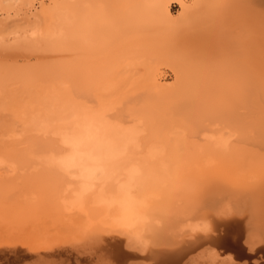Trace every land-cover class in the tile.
Here are the masks:
<instances>
[{
  "label": "rangeland",
  "instance_id": "obj_1",
  "mask_svg": "<svg viewBox=\"0 0 264 264\" xmlns=\"http://www.w3.org/2000/svg\"><path fill=\"white\" fill-rule=\"evenodd\" d=\"M30 2L0 3V264L264 260V0Z\"/></svg>",
  "mask_w": 264,
  "mask_h": 264
},
{
  "label": "bare ground",
  "instance_id": "obj_2",
  "mask_svg": "<svg viewBox=\"0 0 264 264\" xmlns=\"http://www.w3.org/2000/svg\"><path fill=\"white\" fill-rule=\"evenodd\" d=\"M178 1H179V5H181V8H182L183 13L185 12V14H186L187 11L190 10L189 7H191V6H188L187 4H184V2H183L182 0H177V2H178ZM1 2H3V4H4V2H7V5H8V3L11 4V5H12V4L14 5V3H15V5H14L15 7H17V6H16V3H17V4L20 5L21 9H22V7H23V6H21V5H23V4H24V6H25V4H26V6H27V4H28V5H29V6H28L29 8H30V5H31L30 0H0V3H1ZM33 2H34V1H33ZM206 2H207V0H206ZM29 3H30V4H29ZM192 3H194V4L192 5V7L195 6L194 9H195V8H196V9H197V8L200 9V6H202L201 4H203V0H202V2H201L200 0H195V1L192 2ZM3 4H0V8H2L3 6L6 5V3H5V5H3ZM1 5H2V6H1ZM11 5H8V7L10 6V8H11V7L13 8V5H12V6H11ZM26 6H25V8H26ZM31 6H32V5H31ZM33 6H34V5H33ZM5 7H7V6H5ZM15 7H14V8H15ZM28 7H27V8H28ZM192 7H191V8H192ZM202 7H203V6H202ZM23 9H24V8H23ZM192 9H193V8H192ZM192 9L190 10L191 13L189 12L190 14H193L192 12H194V9H193V11H192ZM196 9H195V11H196ZM167 12H168V11H167ZM195 13H196V12H195ZM192 16H194V15H192ZM259 51H260V50H259ZM260 53H261V52H260ZM256 55H257V53H256ZM261 55H262V53L260 54V56H261ZM256 57H258V56H256ZM252 59H253V58H252ZM254 60H255V59H254ZM254 60H253V61H254ZM253 63H254V62H252V63L250 62V65H252ZM257 63L259 64L258 61L255 62L254 64L257 65ZM251 68L254 69L253 66H251ZM251 68H250V69H251ZM252 69H251V70H252ZM257 69H260V66H259V68H258V66H257ZM252 71H253V70H252ZM257 71H259V70H257ZM241 99H242V98H241ZM243 103H244V109H245V120H246V121L249 120L250 117H254L253 115L256 114V113L254 114V110H253V108L255 109V106H256V107H261V108L264 107V72H259V74H257V75H252L251 77H249V80H247L246 85H245V89H244V91H243ZM255 112H256V111H255ZM260 112H261V111H260ZM262 113H264V112H262ZM255 116H256V115H255ZM257 116H259V113H258ZM254 118H255V117H254ZM254 118H253V120H254V122H255V119H256V118H255V119H254ZM243 119H244V118H243ZM251 119H252V118H251ZM260 119H261V118H260ZM256 120H258V118H257ZM260 121H264V120H260ZM244 123H245V122H244ZM246 123H249V121H247ZM255 123H256V122H255ZM255 123H254V124H255ZM249 124L252 125L251 122H250ZM256 125H257V124H256ZM262 125H264V124H261V126H262ZM243 126H244V125H243ZM249 126H250V125H249ZM252 127H253V126H252ZM259 127H260V126H258V128H259ZM253 128H254V127H253ZM256 128H257V126H256ZM260 128H261V127H260ZM244 129H245V128H244ZM251 129H252V128H251ZM245 130H246V129H245ZM248 130H249V129H248ZM248 130H247V131H248ZM260 130H261V129H260ZM252 131H253V129H252ZM258 131H259V130H257V132H258ZM255 132H256V129H255ZM255 132L253 133V136H254V137H255V135H254ZM250 133H251V132H250ZM259 133H262V132H259ZM248 134H249V133H248ZM248 134L245 135V136L248 137ZM262 134H264V133H262ZM250 136H251V134H250ZM247 137H246V138H247ZM257 137H258V136H257ZM252 138H253V137H252ZM261 138H262V137H261ZM261 138H259V139H261ZM240 139H241V138H240ZM248 139H249V137L247 138V140H248ZM247 140H245V141H247ZM253 140H257V138H255V139L253 138ZM249 141H250V139H249ZM251 141H252V140H251ZM258 141H259V140H258ZM258 141H254V142H258ZM262 141H264V140H262ZM239 144H240V143H239ZM259 144H260V143H259ZM242 145H244V144H242ZM258 146H259V145H258ZM239 147H240V146H239ZM239 147H236V148H239ZM260 147H261V146H260ZM191 149H192V148H191ZM194 149H195V148H194ZM230 149H232V148H230ZM257 149H259V148H257ZM257 149L255 150V147H254V150H255V151H257ZM262 149H264V148H262ZM216 150H217V149H216ZM233 150H234V149H233ZM233 150H232V151H233ZM229 151H230V150H229ZM229 151H228V152H229ZM236 151H237V150H236ZM189 152H190V151H189ZM189 152H188V153H189ZM203 152L205 153L206 151L203 150ZM210 152H211V151H210ZM215 152H216V151H215ZM242 152H243V151H242ZM249 152H250V151H249ZM252 152H253V151H252ZM191 153H192V151H191ZM207 153H208V152H207ZM246 153H247V152H246ZM258 153H259V151H258ZM260 153H262V151H260ZM205 154H206V153H205ZM234 154H236V153H234ZM252 154H253V153H252ZM256 154H257V153H256ZM262 154H264V153H262ZM262 154H261V155H262ZM190 155H191V154H189V156H190ZM209 155H211V154H209ZM212 155H214V154H212ZM221 155H222V154H221ZM224 155H225V154H224ZM226 155H227V154H226ZM230 155L232 156V154H230ZM238 155H239V154H238ZM219 156H220V155H219ZM219 156H218V154H217V155L215 156L214 159H217V157H218V158L221 157V156H220V157H219ZM239 156L241 157V155H239ZM190 157H191V156H190ZM205 157H206V156H205ZM205 157H204V158H205ZM212 157H213V156H212ZM222 157H223V156H222ZM227 157H228V156H227ZM240 157H239V158H240ZM204 158H203V159H204ZM210 158H211V157H210ZM225 158H226V157H225ZM229 158H230V160H231V157H229ZM235 158H237V157L235 156ZM235 158H234V159H235ZM256 158H257V157H256ZM192 159H193V158H192ZM198 159H199V158H198ZM201 159H202V158H201ZM203 159H202V160H203ZM220 159H221V158H220ZM220 159H219V160H220ZM223 159H224V158H223ZM207 160H208V159H206V161H205L206 163H203L204 165L207 164V162H208ZM195 161H196V162H194L193 165H194L195 163H197V165L201 164V163L198 164V162H197L198 160H197V159H196ZM199 161H200V160H199ZM211 161H214V160L211 159ZM217 161H218V159H217ZM233 161L236 162V160H233ZM238 161L241 162V160H238ZM248 161H249V160H248ZM200 162H201V161H200ZM224 162H225V161H224ZM240 162H239V163H240ZM246 162H247V161H246ZM213 163H214V162H212V163L210 164V162H209L208 164H209V166H211ZM217 163H218V164L220 163V165H219L220 167H223V166H226V165L230 164V163H228L227 161H226L225 163H223V161H220V162L218 161ZM227 163H228V164H227ZM260 163H262V162H260ZM208 164H207V165H208ZM215 164H216V163H215ZM215 164H214V165H215ZM222 164H225V165L221 166ZM231 164H234V163H231ZM256 164H257V163H256ZM214 165H213V167H214ZM239 165H240V164H239ZM195 166H196V164L194 165V167H195ZM205 166H206V165H205ZM219 166H218L217 168H219ZM240 166H241V165H240ZM254 166H255V164H254ZM258 166H259L260 168H259ZM261 166H262V167H261ZM192 167H193V166H192ZM213 167H210V168L213 169ZM190 168H191V167H190ZM197 168H198V167H197ZM215 168H216V167H215ZM223 168H225V167H223ZM232 168H235V164H234V167L228 165L224 170H222V168H221V170H222L223 172H222L220 169H217V170H218V171L220 170L221 172H220V171H219V172H218V171L216 172L215 169H214V171H212V169H209V167H208L207 169L210 170V171L207 172L208 174L205 173V176L207 177V179H211V178L214 179V178H215V179L218 180L219 178L222 179L223 177L226 179V177H225L226 174H227V175L230 174V175H232V176H233V174H235V173H232V171H233ZM238 168L240 169L239 166H238ZM241 168H242V170H240L241 172L239 171V173H238L237 175L243 174L242 171H244L245 169H243V167H241ZM248 168H249V167H248ZM258 168H259V169H258ZM201 169H202V168H201ZM239 169H238V170H239ZM253 169H256V170L258 169V171L261 170L260 172H257L256 170H252L253 172L255 171L256 173H258V176H257L256 178H254V177H255L257 174H256V173H253V172H251V173H252V174H255V176L253 175V176L249 177V176L251 175V173H250V175H249L248 173H245L247 177L244 175L245 177L243 176V178H245L244 180H246V178H248V177H249V179L251 178V180H250L251 183H252V181L254 182V181H256L257 179H258V180H261V183H259L260 185H259V186L256 185V186L260 187V193H261V190H262V193H264V184H262V182H264V165H262V164H261V165H260V164L258 165V164H257V167H255V168H253ZM194 170H196V169H194ZM199 170H200V169H199ZM225 170H226V171H225ZM247 170H248V169H247ZM184 171H185V170H184ZM192 171H193V170H192ZM196 171L199 172L198 170H196ZM204 171L206 172L207 170H204ZM182 172H183V171H182ZM189 172H191V171H189ZM209 172H210V173H209ZM224 172H225V173H224ZM236 172H237V171H236ZM244 172H245V171H244ZM246 172H247V171H246ZM249 172H250V171H249ZM184 173H185V172H184ZM179 174H180V173H179ZM201 174H204V173L201 172ZM247 174H248L249 176H248ZM259 174H260V175H259ZM151 175H152V174H151ZM154 175H155V174H154ZM156 175H157V174H156ZM160 175H161V174H160ZM194 175H195V174H194ZM196 175H198V174H196ZM189 176H191V175H189ZM200 176H202V175L199 174V175H198V178H199ZM205 176H204V177H205ZM222 176H223V177H222ZM232 176H230V177L227 176V177H228L227 179H231ZM58 177H59V176H58ZM58 177L54 176V180L57 181V180L59 179ZM233 177H235V175H234ZM252 177H253V179H252ZM33 178H34V177H33ZM152 178H153V176H152ZM237 178H238V177H237ZM177 179H178V178H177ZM189 179L191 180L192 177L189 178ZM193 179L195 180L194 177H193ZM201 179H204L203 182H205V179H206V178H203V177H202ZM225 179H224V180L222 179V180L225 181ZM240 179L242 180V177H240ZM146 180H147V179H146ZM148 180H149V179H148ZM153 180H154V179H153ZM169 180H170V179H169ZM194 180H193V181H194ZM196 180H198V179H196ZM196 180H195V181H196ZM217 180H216V181H217ZM219 180H220V179H219ZM222 180H220V181H222ZM233 180H234V179H233ZM238 180H239V179H238ZM241 180H239V181H241ZM247 180H248V179H247ZM258 180H257V181H258ZM165 181H166V180H165ZM170 181H171V180H170ZM185 181L188 182L189 180H185ZM206 181H207V180H206ZM211 181H212V180H211ZM211 181H210V182H211ZM216 181L214 180V181H212V182L216 183ZM228 181H229V180H228ZM231 181H232V180H231ZM234 181H235V180H234ZM239 181H238V182H239ZM242 181H243V180H242ZM242 181H241V182H242ZM34 182H35V180H34ZM146 182H147V181H146ZM150 182H151V181H150ZM159 182H160V181H159ZM167 182H168V181H167ZM176 182H177V181H176ZM190 182H191V181H190ZM190 182H189V183H190ZM196 182H197V181H196ZM196 182H195V183H196ZM203 182H202V183H203ZM217 182H218V181H217ZM235 182H237V181H235ZM248 182H249V181H248ZM258 182H259V181H258ZM154 183H155V182H154ZM182 183H184V182H182ZM191 183H192V182H191ZM195 183H194V184H195ZM202 183H199V181H198V184H202ZM219 183H221V182H219ZM232 183H233V182H232ZM150 184H151V183H150ZM150 184H149V185H150ZM165 184H166V183H165ZM194 184H193V185H194ZM216 184H217V183H216ZM216 184H215V185H216ZM238 184H239V183H238ZM238 184H237V185H238ZM240 184L242 185V183H240ZM243 184H244V183H243ZM245 184H246V183H245ZM261 184H262V185H261ZM186 185L188 186L187 183H186ZM220 185H221V184H220ZM226 185H227V184H226ZM226 185H225V186H226ZM254 185H255V184H254ZM254 185H253V186H254ZM147 186H148V185H147ZM151 186H153V185H151ZM157 186H158V185H157ZM205 186H206V185H205ZM242 186H243V185H242ZM250 186H252V185H250ZM256 186H255V187H256ZM159 187H160V186H159ZM166 187H167V186H166ZM166 187H165V188H166ZM203 187H204V186H203ZM213 187H214V186H213ZM215 187H216V186H215ZM235 187H236V186H235ZM238 187H239V186H238ZM238 187H237V188H238ZM148 188H149V187H148ZM150 188H151V187H150ZM152 188H153V187H152ZM178 188H179V186H178ZM178 188H177V189H178ZM194 188H195V187H194ZM194 188H189L188 190H191L192 192H195V191H197L200 187H196L195 189H197V188H198V189L195 190V191L192 190V189H194ZM230 188H232V186H231ZM233 188H234V187H233ZM155 189H156V188H155ZM183 189H184V188H183ZM203 189H204V188H203ZM245 189H246V188H245ZM245 189H244V190H245ZM254 189H255V188H254ZM257 189H258V188H257ZM153 190H154V188H153ZM153 190H150V192L153 191ZM159 190H161V189H159ZM174 190H175V189H174ZM178 190H179V189H178ZM185 190L188 191L187 188H186ZM201 190H202V189H199V191H197V193L200 194L199 192H201ZM222 190H223V189H222ZM231 190H233V189H231ZM236 190H237V189H236ZM244 190H243V191H244ZM246 190H247V189H246ZM250 190H251V189H250ZM155 191H156V190H155ZM157 191H158V190H157ZM162 191H163V190H162ZM162 191H161V192H162ZM181 191H182V190H181ZM202 191H203V190H202ZM233 191H234V190H233ZM253 191H255V190H253ZM177 192H179V191H177ZM177 192H176V193H177ZM234 192H235V191H234ZM234 192H233V193H234ZM244 192H245V191H244ZM244 192H243V193H244ZM247 192H248V191H247ZM151 193H152V192H151ZM159 193H160V192H159ZM181 193H182V192H181ZM237 193H238V191H237ZM241 193H242V192H241ZM162 194H163V193H162ZM173 194H174V193H173ZM193 194H194V193H193ZM222 194H223V193H222ZM160 195H161V194H160ZM176 195H178V194H176ZM224 195H225V194H224ZM224 195H223V196H224ZM255 195H256V194H255ZM257 195H259V193H258ZM171 196H172V195H171ZM178 197H179V196H178ZM226 197H227V196H226ZM172 198H173V197H172ZM167 199H168V195H167ZM194 199H195V198H194ZM230 199H231V198H230ZM259 199H261V198H259ZM163 200H165V199H163ZM170 200H171V198H170ZM221 200H222V199H221ZM226 200H227V199H226ZM226 200H225V201H226ZM228 200H229V199H228ZM168 202H169V201H168ZM168 202H166V203H168ZM230 203H231V202H230ZM226 204H228V201L226 202ZM226 204L224 203V206H225ZM250 206H251V205H250ZM240 207H241V206H240ZM261 207H262V206H261ZM223 208H224V207H223ZM225 208H227V207H225ZM220 209H221V208H220ZM229 209H231V208H229ZM222 210H223V209H222ZM226 211L229 212V210H227V209H226ZM226 211L223 210V212H221V213H223V214H224V213H227ZM240 213H241V212H240ZM249 213H250V212H249ZM229 214H230V213H229ZM241 214H242V213H241ZM239 215H240V214H239ZM223 216H224V215H223ZM254 216H255V215H254ZM247 217H248V216H247ZM252 217H253V215H252ZM255 217H256V216H255ZM248 218H249V217H248ZM256 218H257V217H256ZM254 221H255V219H254ZM246 222H247V221H246ZM250 223H251V222H250ZM259 223H260V222H259ZM248 224H249V222H248ZM253 224H255V223H253ZM222 225H223V224H222ZM246 226H247V225H246ZM220 228H221V227H220ZM258 229H259V227H258ZM220 230H221V229H220ZM222 230H223V229H222ZM248 231H249V230H248ZM251 231H252V230H251ZM251 231H250V232H251ZM262 231H264V230H262ZM212 233H213V232H212ZM255 233H256V232H255ZM257 233H258V232H257ZM257 233H256V235H257ZM250 234H251V233H250ZM215 235H216V234H215ZM225 236H229L227 232L224 233L223 236L218 235L216 240H217L219 243H221L222 241H224V240L226 239ZM246 236H247V235H246ZM246 236H245V237H246ZM249 236H250V235H248V238H249ZM210 237H211V236H210ZM250 237H251V236H250ZM257 237H258V236H257ZM257 237H256V238H257ZM261 237H262V236H261ZM211 238H212V237H211ZM248 238L246 237V238H245L246 240H244V241H245V242H246V241L249 242V241L247 240ZM262 238H264V237H262ZM212 239H213V238H212ZM234 239H235V238H234ZM214 240H215V239H214ZM214 240H213V241H214ZM216 240H215V241H216ZM249 240H252V239L250 238ZM257 240H258V239H257ZM245 242H244V243H245ZM252 242H257V241H252ZM259 242H260V241H259ZM249 243H250V242H249ZM252 244H253V243H252ZM252 244H251V246H252ZM260 244H261V243H260ZM254 245H255V244H254ZM255 247H256V246H255ZM250 248H251V247H250ZM252 249L254 250V248H252ZM175 251H176V250H175ZM173 253H174V251H173ZM173 253H172V254H173ZM177 254H180V253L178 252ZM177 254H176V255H177ZM260 254H261V253H260ZM173 255H175V254H173ZM176 255H175V256H176ZM259 259H260V258H259ZM256 260H257V259H256ZM259 261H260V260H259ZM257 262H258V260H257Z\"/></svg>",
  "mask_w": 264,
  "mask_h": 264
},
{
  "label": "water",
  "instance_id": "obj_3",
  "mask_svg": "<svg viewBox=\"0 0 264 264\" xmlns=\"http://www.w3.org/2000/svg\"><path fill=\"white\" fill-rule=\"evenodd\" d=\"M225 240L221 242L225 247L233 249L239 257H248L251 258L249 254H247L241 244L238 241H233L229 236H225ZM259 264H264V260L260 261Z\"/></svg>",
  "mask_w": 264,
  "mask_h": 264
}]
</instances>
